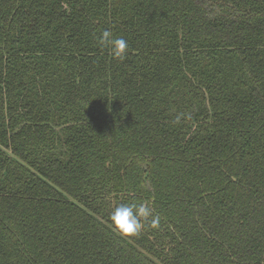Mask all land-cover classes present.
<instances>
[{"label": "trees", "instance_id": "16d2710c", "mask_svg": "<svg viewBox=\"0 0 264 264\" xmlns=\"http://www.w3.org/2000/svg\"><path fill=\"white\" fill-rule=\"evenodd\" d=\"M0 264H264V0H0Z\"/></svg>", "mask_w": 264, "mask_h": 264}, {"label": "clouds", "instance_id": "9594fccd", "mask_svg": "<svg viewBox=\"0 0 264 264\" xmlns=\"http://www.w3.org/2000/svg\"><path fill=\"white\" fill-rule=\"evenodd\" d=\"M98 43L101 47L109 48L114 58L123 60L127 53L128 44L122 37H114L112 32L104 30L101 32ZM152 216V209L146 203L122 204L115 208L110 214L109 220L114 231L125 237L138 235L144 228L145 222L151 227H156L158 217Z\"/></svg>", "mask_w": 264, "mask_h": 264}]
</instances>
